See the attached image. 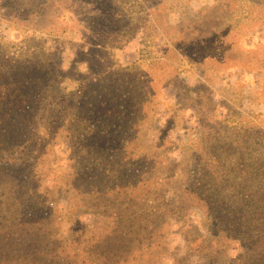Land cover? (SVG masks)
Returning <instances> with one entry per match:
<instances>
[{"label": "rangeland", "instance_id": "obj_1", "mask_svg": "<svg viewBox=\"0 0 264 264\" xmlns=\"http://www.w3.org/2000/svg\"><path fill=\"white\" fill-rule=\"evenodd\" d=\"M39 1L0 0V56L79 74L25 143L0 138V264H264V0H109L98 22L94 0L84 22L77 0ZM106 70L138 121L98 139L96 108H59Z\"/></svg>", "mask_w": 264, "mask_h": 264}, {"label": "trees", "instance_id": "obj_2", "mask_svg": "<svg viewBox=\"0 0 264 264\" xmlns=\"http://www.w3.org/2000/svg\"><path fill=\"white\" fill-rule=\"evenodd\" d=\"M67 1V0H65ZM78 2H81L83 5V9L80 11L82 14V17L84 19L82 20L84 22L86 17H92L93 14L86 12V7L89 5L91 0H77ZM96 3V12H95V18L98 22L101 19L110 20L115 17V12L113 11L112 6L114 5L113 2L107 3L109 0H94ZM19 2V0H18ZM49 3L48 0H40L37 8H40L41 4L45 5ZM67 6V4H65ZM44 14H40V17H42ZM86 21V20H85ZM95 21V22H96ZM200 20H197L196 22H193V25H198ZM201 22V21H200ZM94 24V22H92ZM101 25H97V27H100ZM102 28H96V25L94 28H96V31H101L97 35H101L104 33L105 30H107V25L103 26ZM210 31H215V28H209ZM89 33L90 32L89 30ZM96 35V36H97ZM100 37V36H97ZM198 38V37H196ZM202 39V38H201ZM178 41V40H177ZM177 41L173 40V45L176 48V50L179 52L181 51L182 55V48L178 44ZM198 42H190L189 45H194ZM90 47H101L100 44H89ZM85 56L87 57V52H84ZM54 56V55H53ZM103 58H100L97 60L98 64L102 62ZM59 61V59H58ZM161 64L160 62H156L153 65ZM75 62L72 61V66L69 67L66 70H63L60 67V63L56 64L55 60L53 59L50 62H38L33 61L31 59H25V60H10L5 59L0 56V138L4 143H9L11 147H16L21 145L22 143H25L27 138H29L31 135H33L34 129L33 125L35 124L36 119L43 118V115L45 113V107H46V100L51 99V92L53 90H56L58 99L60 98V91H59V85L62 83L67 76L73 73H78V70L75 69ZM107 73V75H106ZM109 73H114V71H105L103 72L102 76L91 77L89 78L85 83L82 84V89L79 92V97L73 98L71 100L69 97L64 96L61 98V107L59 110L64 115H69L67 112L75 111L77 109L86 108L87 111L92 110L93 108H96L100 114L101 117L99 119H105V123L102 125L106 127L105 129H102L101 126L94 125L95 123H98L100 120L97 119V121L92 125L89 122L91 117H88L85 114H81L83 116V121H85L88 125H91V133L96 134L97 138H108L110 134L115 133L117 129L120 131L126 132H133L137 125V119L136 118H129L135 112H129V114H126V108L125 103L126 99L130 96V94L134 93V88H130V84L127 83L125 79H114L113 81L110 80L108 77ZM161 82H165L163 78H159L158 80H155V87L156 89H159V85ZM150 84V83H149ZM145 86V85H144ZM92 91L91 95L88 90ZM83 91V92H82ZM98 91L103 94H105L104 98H101L98 95ZM97 94V101L92 99V96ZM144 95V94H143ZM54 98V97H53ZM77 99L78 103L74 101ZM76 105H73V102ZM115 105H118L122 112L119 113V117L116 116V112L114 113V107ZM137 104H132L130 108H137ZM142 106V103L140 104V108ZM134 111V110H130ZM84 112V111H83ZM77 117L79 118L81 115L79 111L77 112ZM140 113V112H139ZM54 114V113H53ZM62 114V113H61ZM61 114H54V116H61ZM72 114V113H70ZM125 114V115H124ZM89 115V114H88ZM111 115V118H114V120L120 119L123 115L124 118L121 120V124H113V122H106L108 116ZM32 129H31V128ZM112 127V130L110 128ZM2 129V130H1ZM35 135V134H34ZM124 142H122V145ZM106 145V143H105ZM93 146H87L86 149H92ZM91 151V150H89ZM15 203V202H14ZM17 221V218L16 220ZM21 221V220H20ZM19 222V221H18ZM21 229V228H20ZM23 229L20 230V233H23ZM9 235V234H8ZM18 235L17 232L12 233V236ZM10 236L7 237V241L10 240ZM3 247V244L1 245ZM8 247V244L6 245V248ZM1 255L8 256L7 254L3 253ZM23 259H26L23 257ZM29 260L27 259V262ZM257 264V263H256Z\"/></svg>", "mask_w": 264, "mask_h": 264}]
</instances>
